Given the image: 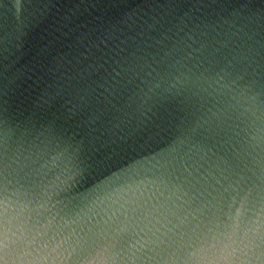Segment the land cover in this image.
I'll use <instances>...</instances> for the list:
<instances>
[{
	"label": "water",
	"instance_id": "95a60500",
	"mask_svg": "<svg viewBox=\"0 0 264 264\" xmlns=\"http://www.w3.org/2000/svg\"><path fill=\"white\" fill-rule=\"evenodd\" d=\"M0 264H264V0H0Z\"/></svg>",
	"mask_w": 264,
	"mask_h": 264
}]
</instances>
